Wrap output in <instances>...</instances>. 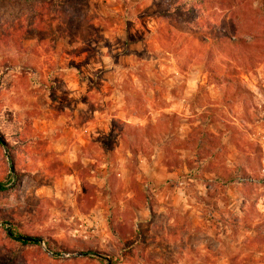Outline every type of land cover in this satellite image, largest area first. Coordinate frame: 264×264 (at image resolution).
<instances>
[{
	"label": "rangeland",
	"instance_id": "rangeland-1",
	"mask_svg": "<svg viewBox=\"0 0 264 264\" xmlns=\"http://www.w3.org/2000/svg\"><path fill=\"white\" fill-rule=\"evenodd\" d=\"M52 4L0 1V264H264V0Z\"/></svg>",
	"mask_w": 264,
	"mask_h": 264
},
{
	"label": "trees",
	"instance_id": "trees-1",
	"mask_svg": "<svg viewBox=\"0 0 264 264\" xmlns=\"http://www.w3.org/2000/svg\"><path fill=\"white\" fill-rule=\"evenodd\" d=\"M0 1H2V0H0ZM51 1L54 3V4H52V6L57 9L58 8L57 6L60 5L63 0H51ZM66 1H70V0H66ZM78 1H80V0H78ZM219 2H220V0H172V3L176 5V8H178V9L180 8L183 11H186V12L189 13V16H190V21L189 22H191L193 25L196 26L194 28L198 29L200 26L207 25V30L208 31L210 30L211 27H210L209 23H206L207 21H204L202 23H198V20L197 21L193 20L191 16L196 11L195 9L197 7L205 6V5H209V4H217V3L219 4ZM254 36H256V37L252 38L253 40L259 39V38H257V37H259L257 34L254 35ZM202 42H203L202 47H206L207 44H208L207 43L208 41L206 39H202ZM211 45L213 47H215V49L217 51L222 53L225 58H227V59L232 58V54L233 53L228 51L227 48H226L227 47L226 46L227 42L223 43L221 41V39H219V40L214 41L213 43H211ZM229 46H230L231 49L238 50L239 48H244L245 45L243 43H241L240 40H236L235 41L234 39H231V43H230ZM146 135H147V133H146ZM137 136L138 137L136 139H134V140L138 141V138H139V140H141L142 134L137 135ZM152 141L156 142V140H152ZM1 142L2 141L0 139V143ZM211 142L212 141H209L208 144L210 145ZM186 143L188 145L190 144V145L196 147L197 151H199L198 154L195 155L196 157H194L193 161L189 160V159L187 161H185V165L191 166V170H190L191 171V176H194V179H196V178H198L197 175H198V172H199V169H197L198 166H200V165L202 166L204 164L205 158H207V159L211 158L210 157L211 150L203 148L204 144L207 145V135L199 133L196 130L195 135L190 136L189 139H187ZM210 148H212V147H210ZM130 151H131L132 154L137 153L134 149H130ZM201 152H202V154L200 155ZM232 173L234 174V171H232ZM237 173H239V170H236L235 174H237ZM230 178H232V177H230ZM217 180H220V181L221 180H225L226 181V179H223V177L219 176V175H217ZM231 180L234 181L233 178ZM3 190H4V187L0 183V192L3 191ZM3 218H8V216L6 215ZM7 237L9 239H11L17 245L22 247V248L26 247L28 245L35 246L38 243V239L35 238V237L27 238V237H22L20 235L14 237V236H12V232H10V231L7 232ZM42 241H45L46 246L49 248L50 241H48L47 239H42Z\"/></svg>",
	"mask_w": 264,
	"mask_h": 264
}]
</instances>
